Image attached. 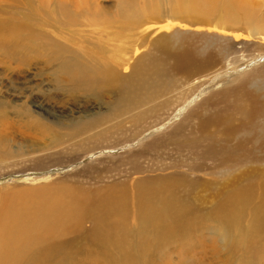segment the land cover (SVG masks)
Wrapping results in <instances>:
<instances>
[{
	"label": "rangeland",
	"instance_id": "obj_1",
	"mask_svg": "<svg viewBox=\"0 0 264 264\" xmlns=\"http://www.w3.org/2000/svg\"><path fill=\"white\" fill-rule=\"evenodd\" d=\"M177 44L200 54L211 51L218 60L213 71L198 76L210 83L203 87L227 77L229 69L238 65V69L247 67L242 70L245 87L259 96L264 93V0H0V207L36 199L52 183L79 177L60 170V175L46 181H30L35 176L26 180L28 173H41L33 169L68 163L55 159L73 156L75 149L88 147L94 138L100 139L98 147L104 150L118 146L138 134L140 125H154L157 117L166 118L197 94L163 77L158 65L164 59L160 46L173 49ZM251 58H261L262 64L247 65ZM73 61L92 69L96 81L88 82L91 91L69 84L66 71ZM136 70L139 74L133 73ZM216 83L209 95L223 89L221 81ZM107 87L110 92L95 96L94 92ZM131 88L134 92L125 100ZM197 112L204 115L206 108L198 106ZM120 148L114 149V157L124 154ZM160 150L150 163L152 170L160 173L158 167L172 162L179 166L175 170L185 173L191 160L181 159L170 149ZM105 156L78 166L98 165V160L112 155ZM109 161L98 168L115 167V161ZM52 169L56 167L48 172ZM207 170L210 176L217 172ZM92 175L80 183L93 187L124 178L117 171L99 179ZM230 239L239 240L235 233L219 234L206 228L189 242L148 249L145 257H150V264H240L245 260L256 264L244 245H229ZM130 256L138 258L139 253ZM117 264H127V260Z\"/></svg>",
	"mask_w": 264,
	"mask_h": 264
},
{
	"label": "bare ground",
	"instance_id": "obj_2",
	"mask_svg": "<svg viewBox=\"0 0 264 264\" xmlns=\"http://www.w3.org/2000/svg\"><path fill=\"white\" fill-rule=\"evenodd\" d=\"M178 44L173 49L160 46L164 59L158 65L163 77L197 94H191L166 118L157 117L154 125H140L141 131L131 140L104 150L98 147L100 139L94 138L88 147L75 149L73 156L55 159L56 163L69 160L50 167L59 169L49 173L50 168L42 167L33 169L41 173H28L26 180L35 176L30 180L33 182L60 175V170L78 173L79 177L77 180L70 174L75 180L52 183L36 199L12 201L0 207V264H117L124 260L127 264H150V257H145L148 249L157 251L177 242H189L191 236L200 235L206 228L219 234L235 233L239 240L230 239L229 245H244L245 252L254 256L253 262L263 261L264 93L259 96L245 87L242 70L247 67L238 69V65L208 87V80L198 76L219 65L216 57L211 51L200 54ZM254 59L247 60V65L262 64L261 58ZM75 62L66 71L69 84L74 89L91 91L88 82L96 81L92 69ZM138 70L133 73L139 74ZM81 81L87 85L79 84ZM218 81L223 89L209 95ZM102 89L94 92L96 97L100 91H111L110 87ZM133 90L125 100L131 98ZM203 95L209 96L201 101ZM199 100L196 106L206 108L204 115L197 112L195 104ZM118 147L125 156H113ZM161 148L191 160L185 173L175 170L179 166L170 165L172 162L158 167L162 168L160 173L152 170L154 156ZM107 154L112 155L109 163L115 161L118 167L98 168L108 160L105 158L98 160V165L91 162L79 170L78 165ZM207 168L216 170V174L210 176ZM114 171L124 178L93 187L80 183L92 174L99 179ZM42 172L46 175L41 178ZM88 172L90 176H86ZM199 172H205L203 177L197 176ZM132 252L139 253V257L130 256Z\"/></svg>",
	"mask_w": 264,
	"mask_h": 264
}]
</instances>
